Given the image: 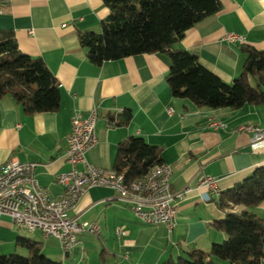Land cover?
Masks as SVG:
<instances>
[{
	"label": "crops",
	"instance_id": "1",
	"mask_svg": "<svg viewBox=\"0 0 264 264\" xmlns=\"http://www.w3.org/2000/svg\"><path fill=\"white\" fill-rule=\"evenodd\" d=\"M220 1L221 9L188 29L176 46L197 54L208 69L232 84L247 59L242 45L264 50V0ZM108 15L103 0L0 2V31L12 32L23 53L42 58L61 91L59 110L35 113L26 112L10 94L0 96V165L11 159L35 162L39 182L53 196L63 195L58 177L71 169L67 138L72 117L87 116L96 108L99 141L87 152L91 164L114 169L121 143L143 137L161 149L163 163L172 167V190H192L176 203L172 232L138 218L113 189L96 186L80 197L71 214L81 221H99L103 237L81 234L69 249L38 230V236L28 237L42 242L43 253L62 264H166L187 259L193 249L209 251L227 238L214 225L225 218L220 195L264 166V148H254L253 132L241 129H264V105L214 109L174 97L167 82L171 59L164 52L92 64L79 32H101ZM228 33L244 41H228ZM204 175L219 178L220 195L197 188ZM252 211L264 218V200ZM2 218L0 226L13 224ZM117 229L126 234L118 236ZM0 249L7 251L11 244L3 249L0 244Z\"/></svg>",
	"mask_w": 264,
	"mask_h": 264
},
{
	"label": "trees",
	"instance_id": "2",
	"mask_svg": "<svg viewBox=\"0 0 264 264\" xmlns=\"http://www.w3.org/2000/svg\"><path fill=\"white\" fill-rule=\"evenodd\" d=\"M103 1L109 15L101 32H79L92 64L101 66L131 55L164 52L171 59L167 82L174 97L214 109L264 105V50L243 44L247 53L243 72L229 84L208 69L197 54L176 46L188 29L221 9L220 0ZM7 94L28 113L60 108V87L45 61L23 53L12 32L0 31V96ZM161 163V149L137 136L121 143L114 169L130 184ZM263 200L264 166H259L220 195L225 218L214 225L227 238L214 243L209 251L193 249L187 259L166 264H262L264 218L256 216L252 207ZM16 247L25 248L27 255L0 251V264H62L43 253L42 242L19 235Z\"/></svg>",
	"mask_w": 264,
	"mask_h": 264
},
{
	"label": "built area",
	"instance_id": "3",
	"mask_svg": "<svg viewBox=\"0 0 264 264\" xmlns=\"http://www.w3.org/2000/svg\"><path fill=\"white\" fill-rule=\"evenodd\" d=\"M10 0H0L9 2ZM226 40L231 42L244 41V37L236 33H228ZM173 109H170L172 112ZM98 113L92 109L87 116L75 113L72 117L73 128L67 138V159L71 169L58 177L64 187L63 195L55 197L37 179L35 170L37 163L21 162L11 159L0 165V219L2 216L11 218L14 225L31 231L38 230L45 237L57 238L64 249H69L79 242L84 233L103 237L99 221H81L71 211L76 207L80 197L92 187H108L117 192L121 201L129 205L141 220L164 225L172 232L176 225V203L183 200L192 188L173 191L171 186L172 167L167 164L160 173H155L153 180L142 183V177L131 183L130 192L133 200H126L122 193L121 178L123 173L115 169L105 170L91 164L87 152L98 144L96 132ZM218 127L220 122H214ZM241 129L253 132L252 146L264 148V129L242 125ZM80 165L83 167L81 168ZM23 186L22 194H11V187ZM197 188H206L215 195H220L219 178L204 175ZM147 191H154L152 202H145ZM118 236L126 232L117 229Z\"/></svg>",
	"mask_w": 264,
	"mask_h": 264
},
{
	"label": "rangeland",
	"instance_id": "4",
	"mask_svg": "<svg viewBox=\"0 0 264 264\" xmlns=\"http://www.w3.org/2000/svg\"><path fill=\"white\" fill-rule=\"evenodd\" d=\"M5 221H9L11 223V218L8 216H3L2 218ZM39 233V232H38ZM38 233L36 231H31L26 228L18 227L14 224L9 225H2L0 226V244H2V249L8 245L11 244V249H7V251H4L0 249L2 254H12V253H18L21 255H27V250L25 248H17L16 247V238L18 237V234H25L24 237H28L30 235L38 236ZM29 238V237H28ZM14 244V245H13ZM219 264H223V262L219 261Z\"/></svg>",
	"mask_w": 264,
	"mask_h": 264
},
{
	"label": "bare ground",
	"instance_id": "5",
	"mask_svg": "<svg viewBox=\"0 0 264 264\" xmlns=\"http://www.w3.org/2000/svg\"><path fill=\"white\" fill-rule=\"evenodd\" d=\"M165 167H167L166 163H161L153 167L146 175L142 177V183L151 182L155 176V173H160L161 170L165 169ZM121 187H122V193H125V199L133 200V192H130L131 183L128 184L126 182L124 174H122V178H121ZM22 193H23V186L11 187V194H22ZM220 194H221V191H220ZM153 199H154V191H147L145 195V202H152Z\"/></svg>",
	"mask_w": 264,
	"mask_h": 264
}]
</instances>
